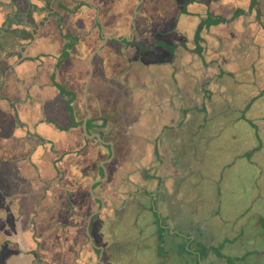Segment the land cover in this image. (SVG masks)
<instances>
[{"label": "crops", "instance_id": "0c3cea01", "mask_svg": "<svg viewBox=\"0 0 264 264\" xmlns=\"http://www.w3.org/2000/svg\"><path fill=\"white\" fill-rule=\"evenodd\" d=\"M184 1L0 0V247L14 250L0 253V264H118L108 229L99 232L103 220L109 228L114 213L105 196L122 187L124 178L132 180L133 164L148 160L139 165L143 170L154 163L151 134L158 139L167 127L184 123L187 118L180 115L187 97L196 101L195 92H183L177 72L161 81L137 63L155 58L169 74L171 67L181 66L177 57L182 50L174 56L164 45L179 46L187 26L195 29L200 23L183 13ZM260 9L264 17V0ZM124 19H129L133 39L127 46L108 40L104 52L99 48L104 37ZM260 22L257 42L248 44L255 51L264 46V18ZM215 37L223 39L224 56L233 62L231 36ZM160 48L172 55L158 60ZM239 48L236 60L241 58L243 65L246 52L243 45ZM94 52L90 61L88 54ZM117 53L136 64L118 70L110 60ZM171 80L177 82V95ZM86 119L88 134H101L105 145L87 135ZM141 132L139 142L119 138ZM45 146L51 150L45 153ZM92 190L102 201L93 199ZM101 203L108 216L103 210L96 213ZM167 203L177 209V202L163 201L166 213ZM171 215L175 220V212Z\"/></svg>", "mask_w": 264, "mask_h": 264}, {"label": "rangeland", "instance_id": "374dc122", "mask_svg": "<svg viewBox=\"0 0 264 264\" xmlns=\"http://www.w3.org/2000/svg\"><path fill=\"white\" fill-rule=\"evenodd\" d=\"M184 2L189 3V0ZM193 4L192 7L197 6L196 12H204L209 7L213 13L229 17L237 8L249 10L251 0H232L231 2L229 0H196ZM255 14L256 12H252V15L238 19L237 24L234 22L231 25H221L210 31L215 36H231L230 41L233 43H239L236 41L240 37L244 39V42L258 40L257 35L254 34L256 25L253 28L251 23L258 24ZM187 17L196 18L199 21L198 17ZM128 26L129 19L120 20L117 27L110 32L111 35L104 37L99 48L104 47V44L106 45L107 41L112 39L115 42L120 40L121 44L124 41V46H127L126 41L133 39ZM239 26L241 28L237 29ZM195 29L187 26V35L191 36ZM112 41L111 44H115ZM111 44H109L110 47ZM103 49L106 52V46ZM159 50L158 60L172 55L168 50L162 48ZM95 54L96 52L88 54L90 61ZM114 58L117 61L113 58L110 60L118 67V70L120 68L124 70L132 61L126 53H117ZM117 62L120 65H117ZM137 63L141 64L138 66L139 69L145 72L148 69L151 70L152 77H155V74L163 77L161 81L170 80V75L176 72L175 68L171 67L173 72L169 74L168 70L160 67L155 58L138 59ZM132 64L135 65L136 62ZM176 68L177 75H186L191 78V86H185L186 83H190V80L186 82V79L182 78L184 92L187 87L197 89L201 76L199 67L190 68L187 73L184 66ZM84 70L86 72V69ZM161 71L162 74H160ZM195 75L198 76L196 80L192 78ZM232 81L234 79L231 80L230 86L232 96L230 109L219 112L211 108L197 111L198 109L194 107L190 110L189 103L185 104L184 114H187L185 124L170 128L169 131H165L166 134L163 137L158 135L161 146L167 144L170 148H174L176 153L178 152L179 158H176V153L170 151L172 154L170 155L164 151L171 166L168 164L167 168L159 167L158 161L154 159L153 164L145 168L143 165L144 169L139 170V165L147 163L148 160L141 159L138 164L135 159L136 164H133V167L137 170L129 176L132 180L124 178L127 182L122 187L105 196L106 200L114 204V208H110L114 212L109 222L110 226L106 227L105 230H108L105 232L109 235L110 248L113 249L118 264H264V190L262 188L264 156L261 168L254 166L245 158L238 157V145L242 148L241 154L245 153V143L249 139L246 129H242L248 124L237 121L238 117L245 116L247 113L244 97L248 93H244L246 89L243 86L233 84ZM171 82L176 90V80ZM178 92L179 90L174 91L173 95H177ZM234 98H237L239 103H243L234 102ZM162 101H160L161 105ZM187 102H190L188 97L185 103ZM257 103L262 105L257 106ZM252 106L261 107L264 111V99L255 102ZM261 108L256 110L261 111ZM184 114L180 115L182 119ZM121 126L120 131L123 133L125 127ZM121 136L120 134L119 138ZM155 136L156 133L151 134L152 141H157ZM133 141L135 142L134 138ZM42 150L46 153L51 148L45 146ZM176 167H180L179 171ZM168 168L172 170L171 176L163 179L164 173H168ZM188 171L191 173L188 174ZM154 174L159 178L164 194H171L176 185L182 186L181 196H185L186 200L178 205L177 209L170 208L167 203L169 210L166 213L163 205L161 206L163 196L157 198V192L150 195L146 192L143 186H152L151 180ZM89 193L95 200L94 197L97 194L94 192L92 194V191ZM101 206L96 213L103 210L105 216H108L110 213L105 209V205L101 203ZM172 212L176 214L175 220L172 219ZM201 218L204 222L200 221ZM207 228V236L200 243L195 236L199 233L202 235ZM189 232H194L191 233L193 236H188ZM95 249L93 250L96 252ZM5 251L14 250L12 247L8 249L5 246L0 247V253Z\"/></svg>", "mask_w": 264, "mask_h": 264}, {"label": "trees", "instance_id": "16d2710c", "mask_svg": "<svg viewBox=\"0 0 264 264\" xmlns=\"http://www.w3.org/2000/svg\"><path fill=\"white\" fill-rule=\"evenodd\" d=\"M263 0H251V4L249 5V10H245L243 8H237L234 10L233 14H231L229 17L225 16L223 14H215L213 13L209 7L206 8L204 12H196V10H190V6H194L193 3H196V0H189V3H182V11L185 14H191V16H197L200 19V23L198 27H196L195 31L191 34V36L187 35V28L185 31V34L181 36L183 39L180 40V45L176 46H166L161 43L160 46H163L164 48L170 50L173 52L174 56H176V50L179 51V49L182 50V53L178 55L177 59L180 60L182 63L181 66H184L186 73L188 72V69L190 68H196L199 67L201 71V76L199 80V86H197V89H192V87H187L185 89L186 92H184L186 95H190L191 93L195 92L196 101L187 102L186 105L189 103L191 108H196L197 111H203L205 109L211 108L216 110L217 112L225 111L226 109H230L232 107L230 100L232 99L231 93H230V86H231V80L233 84H237L239 86H243L246 91L244 93H248L246 97H244V101L247 103V113H245V116L242 115L238 117L237 121L240 122H246L248 126L242 127V129H246L247 134L249 135L248 142L245 143V153L241 154L242 148L237 147L238 151V157L245 158L249 161H251L254 166L261 168L264 156V111L261 107V111H257L254 106H252L255 102L262 101L264 99V48L261 49H255L248 46L250 44L249 42L251 40H248L247 42H244L241 37L236 42L239 43H233L232 45L234 48H236V57L232 60L227 61V59L224 56V41L223 39L219 37H212L209 38L204 34L206 31L212 30L214 27H218L221 25H231L234 22L236 23L238 19H241L242 17H247L249 15H252V12H256L255 19L258 21V24H255L253 22L252 26L253 28L256 26H259L260 21H262L263 14L260 9V5H262ZM202 5V4H201ZM180 7V8H181ZM205 7V6H204ZM193 12V13H192ZM237 24V23H236ZM235 24V25H236ZM241 28L239 26L237 29ZM257 28V27H256ZM244 29V28H243ZM252 29V28H251ZM264 30V28H263ZM218 41L219 45H216L215 43ZM164 42V41H163ZM127 45H129V42H127ZM221 43V44H220ZM243 45V49L246 52L241 57L244 61V64L242 65L239 60H236L237 58V52L240 51V48L237 49L239 46ZM263 51V53H261ZM253 61H255L253 63ZM247 63V66H244ZM177 65V64H176ZM175 65V70L177 72V66ZM209 72H214L212 75L209 74ZM185 72H183L184 74ZM185 73V74H186ZM179 79L182 80V78L186 79V82L190 80V83H186L185 86L190 85L191 86V78L190 76L186 75H179ZM193 78V76H192ZM197 79V78H196ZM194 79V80H196ZM241 82V83H240ZM183 84V83H182ZM184 86V85H182ZM248 99V100H247ZM234 102H238L237 98H234ZM239 103V102H238ZM243 102H240L239 104H242ZM262 105L257 103V106ZM264 109V108H263ZM184 112V111H183ZM187 114H184V117H186ZM248 117V118H247ZM109 120L113 121V117H111ZM185 122V121H184ZM111 122L108 128L113 126ZM182 123L177 122V126L179 127ZM185 124V123H184ZM167 127V128H173ZM110 131L112 135V131ZM131 131V130H126ZM126 132V133H127ZM132 132V131H131ZM125 133V134H126ZM122 134L124 138H130V140L133 141V138L135 141H138L141 139L139 136L143 137V134L138 133L135 134L136 137H134V134L125 135ZM121 136V138H122ZM143 139V138H142ZM128 140V139H127ZM154 143H152V147L154 150V157L155 161L158 163L157 166L159 167H166V165L171 163L163 157V152H167L170 155L172 151L174 154L176 151L174 148H170L169 145H167V149L163 148L161 144L158 142V139H155ZM97 142V140H95ZM134 142V141H133ZM176 158H179L178 152L175 154ZM167 161V162H166ZM202 164V162L200 163ZM181 167V166H180ZM180 167H176L179 171ZM167 168V167H166ZM186 170V169H185ZM172 170L168 168V173H164L163 179L166 177H170ZM187 172V170H186ZM191 173V171H188V174ZM224 173V172H223ZM264 177V176H262ZM179 180V179H178ZM152 186V192H157V198L163 196L161 202H170L171 200L174 202H177L178 205L184 203V200H186L185 196H181V189L182 186L176 185L174 187L173 191L170 192L171 194H164L163 193V186L159 180L158 177L153 175V180H151ZM150 182V183H151ZM262 188L264 190V179L262 180ZM149 193L148 195H150ZM165 195V196H164ZM185 198V199H184ZM201 222H204V219L201 218ZM207 223V222H205ZM194 233V232H191ZM189 232L188 236H193ZM208 228L205 229L202 233V235L199 233L198 236H195L197 241L200 243L204 239V237L207 236Z\"/></svg>", "mask_w": 264, "mask_h": 264}, {"label": "water", "instance_id": "95a60500", "mask_svg": "<svg viewBox=\"0 0 264 264\" xmlns=\"http://www.w3.org/2000/svg\"><path fill=\"white\" fill-rule=\"evenodd\" d=\"M89 118H92V113L89 111ZM88 120L89 119H86L85 120V124H84V129H85V132L87 133V135L89 136V137H92V138H97V139H99L104 145L106 144V142H104L103 141V139H102V135L101 134H95V135H89L88 134V131H87V122H88ZM112 145V143L110 144V146ZM92 192H93V190H92ZM96 198H98V197H96ZM100 201H102V199L101 198H98ZM104 205V204H103ZM91 220H92V217H90V219H89V224H91ZM104 222L106 221V220H103ZM104 222L102 223H100V228H99V232H103V231H105V226H104ZM88 234H89V236H90V231H88ZM82 254L83 253H85V251H83L82 250V252H81ZM101 264H103V263H101Z\"/></svg>", "mask_w": 264, "mask_h": 264}]
</instances>
